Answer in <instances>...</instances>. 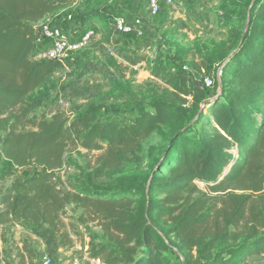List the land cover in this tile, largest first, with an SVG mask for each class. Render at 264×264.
I'll list each match as a JSON object with an SVG mask.
<instances>
[{"label": "trees", "instance_id": "trees-1", "mask_svg": "<svg viewBox=\"0 0 264 264\" xmlns=\"http://www.w3.org/2000/svg\"><path fill=\"white\" fill-rule=\"evenodd\" d=\"M77 2L0 0V164L13 168L0 169V184L15 169L29 172L0 190V225L59 234L63 214L76 206L100 221L102 234H92L90 250L102 264H169L168 251L181 264H245L264 255V0L229 23L239 31L220 57L221 95H211L203 78L192 83L180 66L158 67L152 76L164 88L148 104L126 109L134 116L129 123L103 119L108 105L100 97L69 111L57 104L50 118L37 117L44 96L34 94L65 65L34 59L35 26ZM118 18L135 21L97 5L79 28L101 23L103 34L120 36ZM162 129L167 145L147 167L143 144ZM79 148L101 155L99 167L76 184L60 173L67 153ZM129 167L137 173L118 187L113 177Z\"/></svg>", "mask_w": 264, "mask_h": 264}, {"label": "rangeland", "instance_id": "rangeland-1", "mask_svg": "<svg viewBox=\"0 0 264 264\" xmlns=\"http://www.w3.org/2000/svg\"><path fill=\"white\" fill-rule=\"evenodd\" d=\"M158 1L160 10L156 14L151 12L150 0H78L72 8L49 15L45 24L67 25L73 42L83 43V46L72 54L73 62L67 63L63 70L53 75L34 94V99L44 96L42 108L35 111L34 115L39 117L46 114L50 118L57 104L69 111L91 98L100 97L106 99L108 105L102 114L103 119L111 116L120 118L123 123L131 122L133 114L124 111L138 101L148 104L164 88L152 76L153 69L163 67L174 72L175 67L180 66L190 73L191 81L195 84L204 76H214L217 67L222 64L221 55L235 42L239 31L229 23L244 17L248 5L253 2ZM97 5H107L118 13L145 20L143 35L132 33L108 37L99 31L101 23L81 30L79 19ZM203 13L207 14L208 20L201 18ZM68 16H72L71 22L67 20ZM126 55L141 57L144 61L134 66L124 60ZM208 91L211 95H218L220 89L215 87ZM166 135L167 130L162 129L144 142L142 155L146 158L147 167L161 156L162 149L167 145L164 141ZM100 155L101 152L80 148L70 150L60 175L64 180L84 183L86 176L99 167ZM4 167L13 169L1 163L0 169ZM136 173L135 167L126 168L113 177L115 185L125 186V177L135 176ZM28 174L26 170L15 169L14 176L0 184V190L7 188L14 177L26 178ZM197 184L205 190L204 184ZM61 220L59 234L47 228L36 231L24 223L0 225V264H42L46 254L53 259L54 264H66L76 253L91 258L92 234H102L100 221L76 206L68 207ZM166 256L169 264H181L182 259L172 251L166 252ZM245 264H264V255L253 257Z\"/></svg>", "mask_w": 264, "mask_h": 264}, {"label": "built area", "instance_id": "built-area-1", "mask_svg": "<svg viewBox=\"0 0 264 264\" xmlns=\"http://www.w3.org/2000/svg\"><path fill=\"white\" fill-rule=\"evenodd\" d=\"M150 9L153 14H156L160 10L158 0H150ZM72 16H68V21H72ZM145 20L141 18H135L133 24H128L124 18H118L116 20V28L123 35H130L136 33L139 36L143 35ZM37 37V53L34 57L36 61L45 60H57L63 63L65 66L72 60V54L77 52L79 48L83 46V43H74L73 38L68 31L64 28V25L56 26L52 24H41L35 26ZM86 34V33H85ZM85 36L88 37V34ZM224 65L217 67L214 76H204L202 79L203 85L212 89L215 87L216 82L222 79ZM89 262L91 264H102L99 259H91L89 256H81L76 253L73 254L66 264H85ZM42 264H54L53 259L49 255H44Z\"/></svg>", "mask_w": 264, "mask_h": 264}, {"label": "water", "instance_id": "water-1", "mask_svg": "<svg viewBox=\"0 0 264 264\" xmlns=\"http://www.w3.org/2000/svg\"><path fill=\"white\" fill-rule=\"evenodd\" d=\"M254 1H255V0H253L252 5L254 4ZM218 83H219V85L221 86V80H219ZM221 93H222V92H221V88H220V92H219L218 96L221 95Z\"/></svg>", "mask_w": 264, "mask_h": 264}]
</instances>
